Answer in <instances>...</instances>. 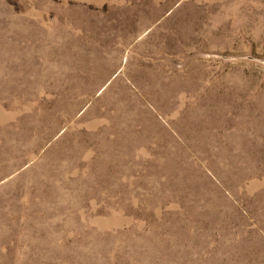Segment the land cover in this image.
Segmentation results:
<instances>
[{
    "label": "rangeland",
    "instance_id": "rangeland-1",
    "mask_svg": "<svg viewBox=\"0 0 264 264\" xmlns=\"http://www.w3.org/2000/svg\"><path fill=\"white\" fill-rule=\"evenodd\" d=\"M0 264H264V0H0Z\"/></svg>",
    "mask_w": 264,
    "mask_h": 264
}]
</instances>
